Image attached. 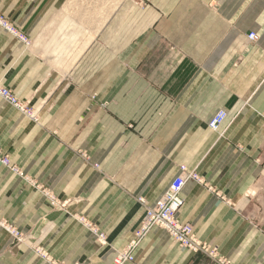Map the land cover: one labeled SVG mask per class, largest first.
Returning <instances> with one entry per match:
<instances>
[{"label":"crops","instance_id":"obj_1","mask_svg":"<svg viewBox=\"0 0 264 264\" xmlns=\"http://www.w3.org/2000/svg\"><path fill=\"white\" fill-rule=\"evenodd\" d=\"M0 19L31 41L0 23V86L28 110L0 97V264H115L181 166L201 182L180 222L264 264V0L124 1L98 29L67 0H0ZM132 264L217 262L154 229Z\"/></svg>","mask_w":264,"mask_h":264},{"label":"built area","instance_id":"obj_2","mask_svg":"<svg viewBox=\"0 0 264 264\" xmlns=\"http://www.w3.org/2000/svg\"><path fill=\"white\" fill-rule=\"evenodd\" d=\"M0 23L6 27L9 32L17 34L11 26L1 21V19ZM20 39L24 40H21L22 42H27V39L22 35ZM247 39L249 42L255 43L258 41L259 37L257 34L251 33ZM0 96L16 109L28 112L21 101H19L11 91L1 86ZM227 116L226 112H219L210 120L209 128L213 131H218L226 121ZM2 162L6 164V166L10 163L6 159ZM191 181L201 182V179L196 172L189 171L186 166H181L179 175L174 179L162 198L153 205H147L145 207L142 225L135 232L134 239L128 245L127 250L118 254L115 264L134 263L136 250L154 229L165 231L181 249L189 250L194 253H205L217 262V264H231L229 261L215 257L216 255L213 251H210L206 245L198 242L194 234L193 226L191 224H183L179 220V215L184 207L183 191L187 183Z\"/></svg>","mask_w":264,"mask_h":264},{"label":"rangeland","instance_id":"obj_3","mask_svg":"<svg viewBox=\"0 0 264 264\" xmlns=\"http://www.w3.org/2000/svg\"><path fill=\"white\" fill-rule=\"evenodd\" d=\"M124 1L125 2L130 1L132 3H138L139 1L141 2V0H67V7H68L70 12L77 15V21H79L83 25H85L87 23V26L94 27V28L98 29V28H101L103 21H105L109 17L110 18L115 17V14L117 13V11H119V9L123 5ZM5 29H7V28L5 27ZM14 35L19 40H22V39H20L21 35L24 36L25 39H27V42L26 43L23 42V43L26 44L27 47L30 46L31 41L29 40V38L26 35H23L21 33H17ZM22 41H24V40H22ZM5 159L10 162V159L8 157H6V156L2 155V153H0V163L2 165H4L5 167H12L11 162L9 163L8 166H6V164H3L2 161ZM12 169L16 170L15 167H12ZM47 197L52 202V205H55V199H54L53 195L47 194ZM55 207H56V205H55ZM63 207H65V206H63ZM5 230L7 232H9L10 235H13L12 237H14V239L18 243L23 242L24 237L18 230H16L13 227H8V226H5ZM127 248H128V246L124 250L119 251L117 253V255L114 259V262L118 256V254L122 253L123 251H126ZM36 251L39 253V250H36Z\"/></svg>","mask_w":264,"mask_h":264},{"label":"bare ground","instance_id":"obj_4","mask_svg":"<svg viewBox=\"0 0 264 264\" xmlns=\"http://www.w3.org/2000/svg\"><path fill=\"white\" fill-rule=\"evenodd\" d=\"M1 97V96H0ZM2 98V97H1ZM3 99V98H2ZM4 100V99H3ZM13 236V235H12ZM127 264H131V263H127Z\"/></svg>","mask_w":264,"mask_h":264}]
</instances>
